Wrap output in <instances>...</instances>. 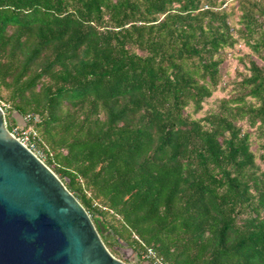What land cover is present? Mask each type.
<instances>
[{
	"label": "trees",
	"instance_id": "obj_1",
	"mask_svg": "<svg viewBox=\"0 0 264 264\" xmlns=\"http://www.w3.org/2000/svg\"><path fill=\"white\" fill-rule=\"evenodd\" d=\"M224 4L0 0L6 128L26 118L107 248L103 227L164 264H264V141L257 162L241 125L264 139V0H237V28ZM239 40L262 63L192 117Z\"/></svg>",
	"mask_w": 264,
	"mask_h": 264
},
{
	"label": "water",
	"instance_id": "obj_2",
	"mask_svg": "<svg viewBox=\"0 0 264 264\" xmlns=\"http://www.w3.org/2000/svg\"><path fill=\"white\" fill-rule=\"evenodd\" d=\"M0 264H128L56 173L7 130L1 108Z\"/></svg>",
	"mask_w": 264,
	"mask_h": 264
},
{
	"label": "rangeland",
	"instance_id": "obj_3",
	"mask_svg": "<svg viewBox=\"0 0 264 264\" xmlns=\"http://www.w3.org/2000/svg\"><path fill=\"white\" fill-rule=\"evenodd\" d=\"M223 8H225V10L231 13L230 22L233 23L235 28H237L239 26L237 25L238 15H239V11L236 10L237 0H225V4L223 5ZM246 54H249L248 58H254L257 63L259 64L262 63V61L259 58H257L256 55H253L252 51L241 40H239L236 46L232 48H225L224 61L220 65V75H221L220 82L218 84L216 91H214L209 98L205 99L201 110L194 113L192 112V107L189 106L185 109V112L190 113L191 116L194 118H200L204 116L206 113L215 110L216 106L218 105L221 99L229 98L230 96H232L238 87L237 82L241 79L243 75L248 74V70H247L248 62H246L247 58H245ZM240 57H242L243 60L239 59ZM0 108L2 109L1 105ZM10 116L14 118L16 121L15 122L16 124L13 126L12 130L18 131L21 130V128L26 129L30 127L29 125L28 126L25 125L26 118L20 116L16 111L12 110L10 112ZM4 122L6 126V123H8V119L5 118ZM241 125L243 126L244 130L250 132L251 149L255 152L256 161L259 162L258 153L261 151L260 146L263 143L264 139L258 136V131L256 130L255 127L251 128L247 126L246 123L243 122L241 123ZM30 149L32 152L36 154V156H38V158L42 160L43 153L41 152V150L35 149V143L34 146ZM261 166L262 168L264 167L263 164H261ZM111 220H112L111 218L108 219V221ZM112 222L113 224H116V221L114 219ZM96 224L99 226L100 221L96 220ZM102 231L106 235L108 240L112 241L108 249L115 257L123 260L128 264L147 263V259L143 256L144 252L139 253L137 251H133L122 239H114L113 241L111 231L108 230L106 231L104 227L102 228Z\"/></svg>",
	"mask_w": 264,
	"mask_h": 264
},
{
	"label": "built area",
	"instance_id": "obj_4",
	"mask_svg": "<svg viewBox=\"0 0 264 264\" xmlns=\"http://www.w3.org/2000/svg\"><path fill=\"white\" fill-rule=\"evenodd\" d=\"M10 132L15 138H17L22 144L27 146L29 149L34 146V141L32 140V137L35 136V131L32 129V127H28L26 129L21 128V130L18 131L12 130ZM143 256L147 260L152 261L153 264H164L160 262V260L156 257L155 252L151 248H147L144 251Z\"/></svg>",
	"mask_w": 264,
	"mask_h": 264
}]
</instances>
